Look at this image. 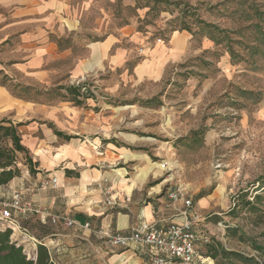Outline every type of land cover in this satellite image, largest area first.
<instances>
[{
    "label": "rangeland",
    "instance_id": "rangeland-1",
    "mask_svg": "<svg viewBox=\"0 0 264 264\" xmlns=\"http://www.w3.org/2000/svg\"><path fill=\"white\" fill-rule=\"evenodd\" d=\"M70 3L72 20L80 22V39L99 41L115 35L130 55L129 62L109 74L110 114L120 121L111 124L108 139L96 143L88 139L87 147L106 152L105 167L113 179L136 176L143 183L139 187L144 196L157 198L160 195L154 192L160 187L164 193L182 186L193 197L203 218L200 226L211 235V244L220 242L226 250L264 264V254L257 250L264 248V200L256 204L260 210L240 207L230 214L241 191H249L248 200L254 201V191L264 178V0ZM182 33L189 38L182 42L181 56L176 51L168 55L172 36L174 44ZM153 45L156 53L150 52ZM159 58L170 61L162 76L136 81L134 64ZM85 82L96 98L105 93L96 89L91 78L76 80L74 85ZM163 163L167 166L160 169ZM18 166L22 171L28 168L22 154ZM146 170L143 181L140 174ZM120 191L115 189L113 194ZM199 195L203 197L197 200ZM6 196L0 194V209ZM22 224L27 235L16 233L13 239L28 257L35 256L42 238L66 230L41 224L37 215ZM207 249L208 245L201 246L200 254L205 256ZM206 264L243 263L219 256Z\"/></svg>",
    "mask_w": 264,
    "mask_h": 264
},
{
    "label": "crops",
    "instance_id": "crops-1",
    "mask_svg": "<svg viewBox=\"0 0 264 264\" xmlns=\"http://www.w3.org/2000/svg\"><path fill=\"white\" fill-rule=\"evenodd\" d=\"M71 17L70 0H0V120L22 123V143L38 164L34 174L24 168L21 176L0 187V194L9 200L14 191H21L35 208L74 214L75 226L42 238L56 264H150L145 250L111 248L104 233L128 234L142 222L165 225L184 218L168 199L173 188L163 193L160 187L154 192L157 198L144 196L136 176L113 179L105 167L106 152L87 147L88 139H108L111 124L120 121L110 114L109 74L129 62L130 55L115 35L99 41L80 39V22ZM188 38L182 33L173 44L172 36L166 53L176 51L180 57ZM152 47L150 52L156 53L157 45ZM170 61L135 63L136 81L160 78ZM86 77L105 92L102 97L82 95V104L62 97L67 92L61 87ZM47 178H56V187L36 189ZM115 189L121 191L113 194ZM110 198L114 205L106 203ZM85 222L90 228L82 227Z\"/></svg>",
    "mask_w": 264,
    "mask_h": 264
},
{
    "label": "built area",
    "instance_id": "built-area-1",
    "mask_svg": "<svg viewBox=\"0 0 264 264\" xmlns=\"http://www.w3.org/2000/svg\"><path fill=\"white\" fill-rule=\"evenodd\" d=\"M166 163L162 164L165 169ZM57 179L47 178L42 180L36 189L56 187ZM168 199L184 220L158 225L155 222H142L131 229L128 234L104 233L107 244L111 248L139 247L146 251L150 264H206L210 257L200 254V247L211 242V235L202 227V215L196 208L192 196L182 186L171 189ZM108 205H114V200L106 201ZM178 205H180L178 207ZM37 215L41 224H52L64 229L72 228L77 224L74 218L66 213L52 214L47 210L35 208L24 199L21 191H14L9 200L1 203L0 222L5 229L12 231L11 240L16 233L27 235L28 230L21 225V215ZM84 229L90 228V223L82 224ZM18 245H20L18 243ZM28 258H31L29 256Z\"/></svg>",
    "mask_w": 264,
    "mask_h": 264
},
{
    "label": "trees",
    "instance_id": "trees-1",
    "mask_svg": "<svg viewBox=\"0 0 264 264\" xmlns=\"http://www.w3.org/2000/svg\"><path fill=\"white\" fill-rule=\"evenodd\" d=\"M209 27H212L209 23H203ZM206 35V34H205ZM89 83L85 82L80 85H71L68 87H61L67 92L64 98L70 97L76 104H82L83 101L80 97L95 98V95L87 91L86 86ZM83 91H87L86 94ZM150 101H146L148 104ZM22 123H14L11 119L3 118L0 120V187L9 184L16 177L21 176L22 169L18 166L19 155H24V165L29 169L30 174H34L35 167L38 165L33 161L29 150L22 143V134L20 132V126ZM61 135V133L58 132ZM68 138V137H66ZM256 194L253 197L254 201L248 200L249 191H241L234 198V207L231 209L230 214H235L236 210L240 207H247L251 210H260L256 204L261 203L264 200V178L260 181V186L254 191ZM203 196L199 195L197 200ZM31 217L27 215H21L20 221L22 227L23 222L30 220ZM44 225V224H43ZM232 232H235L233 229ZM12 231L6 229L0 231V264H56L52 252L45 244L44 241L37 243L36 254L34 257L28 258L24 251V247L18 245L17 241L11 240ZM235 234V233H234ZM216 244L208 243L207 254L204 257H210L213 260L221 256L226 260H237L243 264H261L256 258L242 255L235 251L226 250L220 242ZM257 250L264 254L263 247H257ZM203 256V255H202ZM198 261L195 263L197 264Z\"/></svg>",
    "mask_w": 264,
    "mask_h": 264
},
{
    "label": "bare ground",
    "instance_id": "bare-ground-1",
    "mask_svg": "<svg viewBox=\"0 0 264 264\" xmlns=\"http://www.w3.org/2000/svg\"><path fill=\"white\" fill-rule=\"evenodd\" d=\"M160 169H162V165H159L158 166ZM142 174H140L141 176H140V178L144 181L145 179H146V177L148 176V170H146L145 172H141ZM139 178V177H138ZM139 178V179H140Z\"/></svg>",
    "mask_w": 264,
    "mask_h": 264
}]
</instances>
